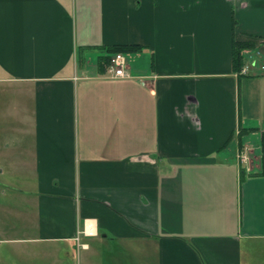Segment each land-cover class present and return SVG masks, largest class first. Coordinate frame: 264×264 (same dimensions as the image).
I'll use <instances>...</instances> for the list:
<instances>
[{
	"label": "crops",
	"instance_id": "0c3cea01",
	"mask_svg": "<svg viewBox=\"0 0 264 264\" xmlns=\"http://www.w3.org/2000/svg\"><path fill=\"white\" fill-rule=\"evenodd\" d=\"M116 43L141 46L127 77L99 58ZM257 64L264 0H0V244L22 264H264Z\"/></svg>",
	"mask_w": 264,
	"mask_h": 264
},
{
	"label": "trees",
	"instance_id": "16d2710c",
	"mask_svg": "<svg viewBox=\"0 0 264 264\" xmlns=\"http://www.w3.org/2000/svg\"><path fill=\"white\" fill-rule=\"evenodd\" d=\"M252 42L250 41H235L232 45V58H231V66L232 70L237 72L241 69L243 63H244V50L251 48ZM141 49L140 45L137 44H112L107 47H103L100 49L102 52V55H100V61H102L103 64H107L109 57L111 54L116 52H123V53H129L138 51ZM261 144L264 146V132L262 133L261 137Z\"/></svg>",
	"mask_w": 264,
	"mask_h": 264
},
{
	"label": "built area",
	"instance_id": "2783aa9c",
	"mask_svg": "<svg viewBox=\"0 0 264 264\" xmlns=\"http://www.w3.org/2000/svg\"><path fill=\"white\" fill-rule=\"evenodd\" d=\"M256 60L251 59H245L244 63L239 71L236 72L237 75H250L253 72V68L256 66ZM261 69H264L263 64H257ZM105 73L109 75L110 77H127L128 74V63L126 59V55L123 52H116L111 54L109 57V60L105 66ZM239 154V156H242V159L248 160L247 154Z\"/></svg>",
	"mask_w": 264,
	"mask_h": 264
},
{
	"label": "rangeland",
	"instance_id": "374dc122",
	"mask_svg": "<svg viewBox=\"0 0 264 264\" xmlns=\"http://www.w3.org/2000/svg\"><path fill=\"white\" fill-rule=\"evenodd\" d=\"M245 54H246V52L244 51V57H245ZM250 56H251V54L248 55L246 58H247V59H251V58H249ZM253 154H254V152H253ZM254 157H257V155L254 154ZM13 248H14V250H15V249H18V248H16V247H13ZM15 253H16V252H15ZM1 258H4L5 261H6L8 264H22V263H21V260L18 259V258L16 257L15 254H13V253H11V252L9 251V247L0 244V259H1ZM6 259H7V260H6Z\"/></svg>",
	"mask_w": 264,
	"mask_h": 264
}]
</instances>
